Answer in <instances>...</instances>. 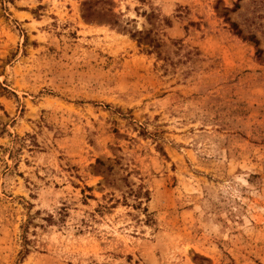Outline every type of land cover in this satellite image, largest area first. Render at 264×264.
Instances as JSON below:
<instances>
[{
	"label": "rangeland",
	"instance_id": "1",
	"mask_svg": "<svg viewBox=\"0 0 264 264\" xmlns=\"http://www.w3.org/2000/svg\"><path fill=\"white\" fill-rule=\"evenodd\" d=\"M0 264H264V0H0Z\"/></svg>",
	"mask_w": 264,
	"mask_h": 264
}]
</instances>
